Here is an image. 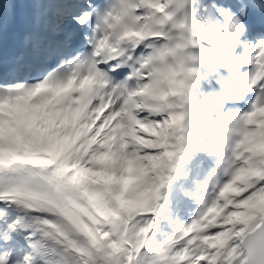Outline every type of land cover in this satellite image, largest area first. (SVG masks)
I'll return each mask as SVG.
<instances>
[{
  "label": "snow or ice",
  "instance_id": "snow-or-ice-1",
  "mask_svg": "<svg viewBox=\"0 0 264 264\" xmlns=\"http://www.w3.org/2000/svg\"><path fill=\"white\" fill-rule=\"evenodd\" d=\"M0 264H264V0H0Z\"/></svg>",
  "mask_w": 264,
  "mask_h": 264
}]
</instances>
